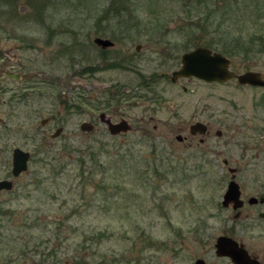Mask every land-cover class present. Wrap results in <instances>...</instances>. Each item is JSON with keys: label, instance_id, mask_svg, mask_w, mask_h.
<instances>
[{"label": "rangeland", "instance_id": "rangeland-1", "mask_svg": "<svg viewBox=\"0 0 264 264\" xmlns=\"http://www.w3.org/2000/svg\"><path fill=\"white\" fill-rule=\"evenodd\" d=\"M49 28L57 32L49 34ZM6 32L34 46L28 55L44 57L61 47L57 76L50 74L59 88L49 92L57 100L65 93L69 104L79 96L83 107L76 111L70 104L62 112L53 102H26L10 120L6 107L0 109L7 117L0 122V178L11 171L14 148L33 152L13 192L1 196L0 209L8 215L0 216V264H194L199 258L231 264L216 255L222 235L244 243L264 263L263 208L256 206L248 219L246 210L237 218L222 205L231 179L225 158L240 167L237 180L248 196L264 193V89L194 78L184 82L185 92L162 80L156 91L174 102V116L167 104L148 103L146 91L135 90L140 75L181 68L182 55L197 46L231 56L239 34L243 46L264 39L263 0H0V47L20 43ZM100 32L126 35L117 38L121 46L111 58L122 51L137 55L136 46L143 45L137 66L81 76L79 69L100 62L92 40ZM237 48L233 71L251 69L249 62L256 61L254 70L264 72L258 47L249 53ZM82 54L90 59L79 62ZM117 84L128 102L112 99ZM52 110L57 121L46 127L42 119ZM101 111L116 114L115 120L123 114L134 131L111 136ZM196 119L212 126V136L204 143L197 137L191 146L177 141V128ZM85 121L95 123L94 131L81 130ZM58 125L64 127L58 138L40 132Z\"/></svg>", "mask_w": 264, "mask_h": 264}, {"label": "flooded vegetation", "instance_id": "flooded-vegetation-1", "mask_svg": "<svg viewBox=\"0 0 264 264\" xmlns=\"http://www.w3.org/2000/svg\"><path fill=\"white\" fill-rule=\"evenodd\" d=\"M25 10H26L25 7L22 8V11H25ZM27 21H29V20L27 19ZM1 30H4V28H2ZM54 31L57 32L56 29L51 28L49 34L51 32H54ZM3 34H7L6 36L9 37V39H11V40H15L16 42L17 41L20 42V43H15L13 46H10L11 49L10 48L9 49L8 48L3 49L0 47V109L2 107H6L7 117H8L7 120H10L11 118H13L14 113L17 111V109L19 110L20 104L26 103V102L32 103L33 105L38 104V103L41 104L42 102L44 103V101H47V102L49 101L50 103L53 102V104L54 103L56 104L54 106L59 105L61 107L62 112L65 111L66 109H70V104H72L75 107L76 111L82 112L83 105L81 102V97L78 96L77 98H75V100H73L69 104L68 101L66 100L67 96L65 95V93H63L62 99L57 100L55 97V94L49 92L53 89L59 88V86L57 85L58 82H56L55 79L52 80L50 77V74H53L54 76L56 75L55 74V70L57 69L56 65L59 64V62L56 60V57H61L60 55H62V53H63L61 47H60V49H56L54 51H49L46 55H44V57H42L41 55H37L34 51L31 53V55H28L29 50H31V48H33V49H35V48L32 44H24L25 38L23 36L14 35L13 32H6ZM1 37L2 36H0V40L2 39ZM99 37L104 38V39H109L110 41H112L113 45L103 47V46L97 44L95 42V39L99 38ZM123 37L125 38L126 35H124V34L104 35L101 32L95 33L94 38L92 40H93V45L98 49L99 56L97 59L100 62H99V64L94 62V63H92V65H90V67H83L82 69H79L81 76L83 74L89 75L88 73L97 74L100 71H104V70L106 71V70H109L111 68H119L122 70L123 69L129 70L130 68H134L135 66H137V64H138L137 59H138L139 54L142 51V46H143L141 44H138L135 48L137 55H131L130 51H122V52H118V54L115 55V58L110 57L111 55L113 56L111 50L115 49L116 46H119V47L121 46V44L118 43L119 40H117V38H123ZM122 40H125V39H122ZM156 42H162V41L157 40ZM163 42H165V41H163ZM81 45H82V43H81ZM237 46H241V45L240 44L236 45V47H235L236 54L240 53V50H239V48H237ZM254 46L258 47L256 50L257 53L264 54V48H263L264 47V39L257 38V41L254 42ZM254 46H253V48H254ZM198 47H206V48L210 49L212 51V53H220V54L226 56L224 53L215 50L213 48V46L208 45V44H205L204 46H197L190 51H193ZM22 48H26V49L22 50ZM24 51L27 52L26 56L23 55ZM190 51H188V52H190ZM33 53H35V54H33ZM185 53H187V52H185ZM82 56H84V55L82 54ZM182 57H183V55H182ZM182 57H181V64H182ZM226 57H228L231 60L230 66H229L231 69L233 58H231V56H226ZM81 58L82 59L79 60V62H81V61L84 62L85 60L90 59V58L85 59V56L81 57ZM250 62H254V64L252 65V68L247 69L244 72L254 71L256 73H259L261 76V79L264 80V72H261L259 70H254V67H257L258 63L256 61H250ZM179 69L180 68L173 70L171 73L160 72V73H153L151 75H145V74L140 75L142 80L139 81L135 90L136 91L137 90H145L146 94L143 95V97L147 98L148 103H149V101H153V103L155 105L158 102L161 106L164 102L165 104H167V107H169L172 110L173 116H174V114H177V111L175 109L176 105L171 100L170 101L164 100V97L162 96V94L158 93L156 91L158 83H160V81H162V80H166V81H169L170 83H172L174 85L179 84L180 87L182 88V90L186 92L188 90V88L184 84L185 81L190 82L191 79H194V78L198 79V80H202V79L196 78L194 76H190V77L179 76L174 80V78H173L174 72H176ZM231 71L234 72L235 76L233 78L225 81V82H217V81L208 82L205 80H202V81L207 82V83H218V84L222 83V84H224V83H227V82L232 81V80H237V82L239 83L237 76L244 73V72L236 73L232 69H231ZM58 76L60 77L59 74H58ZM59 79L61 80L63 78L60 77ZM239 84L243 85L241 83H239ZM243 86H250L252 88H257V89L263 88L264 89V85L246 84ZM112 87H113V89H115V91H116L115 93H117V95L115 97H112L114 102H118V104L122 103L124 100H126L125 102H128V100L130 98H124L123 94L120 95V93H121L120 92V90H121L120 84L113 85ZM118 91H119V93H118ZM150 95H153V97H151ZM77 99H80V100H77ZM260 101L264 102V96H262L260 98ZM110 106H111V104L109 103V100H108L107 101V107H110ZM95 107L98 108V110H101V106L95 105ZM115 108H118V107L116 106ZM41 111H44V110L41 108H38V112H41ZM50 113H51V116L42 119V125H44V126L50 125L51 123L57 121V115L55 114L54 110H52V112H50ZM102 114H106L104 119H110L114 123L120 122L121 120H127L128 124H130V126H131V130H129L128 132H121L119 134H112L109 131L105 121L101 118ZM116 116H117L116 114H114V113L108 114L106 111H101L99 113V120L101 121V123H103L106 126V129L111 136H114V137L121 136V135H125V134L131 133L132 131H134V126L128 118L124 117L123 114H120L119 118H117V120H115L114 117H116ZM7 117L4 118L3 116L0 115V122L5 124V121H6L5 119ZM153 119H154V116H152V115L149 116V121H153ZM140 120L145 121V118L141 117ZM85 122L89 123V125H88V127H90L89 130L83 129V123H85ZM85 122H83L81 124V130L84 132L94 131L95 123L92 121H85ZM197 123L203 124V127H204L203 133L198 131V130L196 132L192 131V126L197 124ZM144 128H145V130H143V131L148 132L146 130V127H144ZM158 129H159V126L154 125L153 130L158 131ZM41 130H40V132L45 136H48V134L49 135L51 134L52 138H58L64 132V127L62 125H58L57 127H55L53 132H51L49 129H46L44 131H41ZM212 132H213L212 126L207 121L202 120V119H196L195 122L190 123L188 126H183V127L179 126L177 128L175 136H176L177 141H179L181 143L186 142L189 144V146H191L193 140L197 137H200L199 143H204L206 138L212 136ZM215 134L217 137L222 136V131L217 130V131H215ZM17 148H20L21 150L28 152L30 154V159L28 161V169H29V164H30L31 160L33 159V152L29 151L26 148L16 147L11 151V158H10V160H11L10 162L12 165L11 171L9 172V175L7 177L0 178V181H2V180L11 181L13 186L11 189H0V204L2 203L1 196L10 195L14 190L15 180L28 171V169H27L25 172H22L18 176H14V174H13L14 151ZM0 154H2L1 151H0ZM236 163H237V161H236ZM223 165L228 166V170L231 174L230 181L234 180L239 185L240 199L242 200V205L238 209H235L233 205H230L229 208H231V212L235 213V217L240 218L241 215L246 210L247 214L245 212V216L249 219L251 217L250 215L253 216V213L256 209L255 207L260 205L263 209L260 210V212L258 213V216L261 220L264 221V218L261 216V213L264 212V203L261 202V199L264 198V193L261 192V194H259L258 196H252V195L248 196L247 193L244 191L242 184H240L237 180V176L241 173L240 167L239 166L230 167L229 166L230 162L227 158L223 159ZM230 181H228V184ZM228 184H227V187H228ZM226 190H227V188H226ZM254 199H256V200H254ZM248 208H250V210H247ZM2 211L0 209V216L1 217L8 215V213L6 211H4L2 214ZM11 215H10V217H12ZM1 217H0V219H1ZM239 243L244 245V248L247 249L248 253L252 257L257 258L259 260L260 264H264L263 260L260 259V257L258 255H256L255 253L250 252L244 243H242V242H239ZM12 260L13 259H11V261ZM196 261H197V259H196ZM195 262H194V264H195ZM231 264H233L232 261H231Z\"/></svg>", "mask_w": 264, "mask_h": 264}, {"label": "water", "instance_id": "water-1", "mask_svg": "<svg viewBox=\"0 0 264 264\" xmlns=\"http://www.w3.org/2000/svg\"><path fill=\"white\" fill-rule=\"evenodd\" d=\"M95 42L103 47L113 45L112 41L104 38H96ZM139 48V47H138ZM231 60L220 54L212 53V51L206 47H198L193 51L183 54L182 67L174 72V80L179 76L190 77L194 76L208 82H225L235 76L234 72L230 69ZM254 62H249L252 66ZM239 83L246 85H264V80L261 79L259 73L254 71H247L237 76ZM106 114H102L101 118L107 124L109 131L112 134H119L121 132H128L131 130L130 124L127 120H121L120 122L114 123L110 119H104ZM89 123H83V129L89 130ZM204 132L202 123H197L192 126V131ZM30 154L21 150L20 148L14 151L13 160V174L14 176L20 175L28 169V161ZM13 186L11 181L2 180L0 181V189H11ZM256 200V199H254ZM264 203V198L261 199ZM222 205L225 208L233 205L235 209H238L242 205L240 199L239 185L236 181L231 180L228 184L227 190L223 195ZM264 218V212L261 213ZM216 255L219 257H228L233 264H260L259 260L252 257L244 245L240 244L236 239L222 235L219 236L215 243ZM195 264H206V261L202 258L197 259Z\"/></svg>", "mask_w": 264, "mask_h": 264}, {"label": "trees", "instance_id": "trees-1", "mask_svg": "<svg viewBox=\"0 0 264 264\" xmlns=\"http://www.w3.org/2000/svg\"><path fill=\"white\" fill-rule=\"evenodd\" d=\"M200 30L201 31H203L201 28H200ZM234 41L237 43V44H240L242 47H246V49L248 50H250L251 51V47H253L254 46V41L253 40H248L247 41V44L248 45H244L243 46V41H244V37H242V35L241 34H239V37H236L235 39H234ZM264 48V47H263ZM233 52L231 53V54H228L229 53V50L228 51H226L225 53H227L228 55H231V56H233V55H238V53L236 54V49L235 48H232L231 49ZM246 51V53H249L250 51ZM233 54V55H232Z\"/></svg>", "mask_w": 264, "mask_h": 264}]
</instances>
